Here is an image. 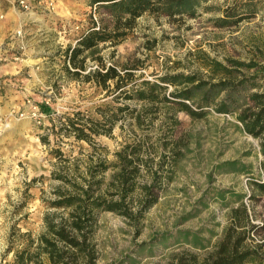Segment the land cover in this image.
<instances>
[{
  "label": "rangeland",
  "instance_id": "obj_1",
  "mask_svg": "<svg viewBox=\"0 0 264 264\" xmlns=\"http://www.w3.org/2000/svg\"><path fill=\"white\" fill-rule=\"evenodd\" d=\"M19 1L28 9L21 8ZM89 1L0 0V264L10 259L2 262L1 258L10 226L20 232L41 229L48 210L42 198L50 200L56 185L47 180L56 161L52 150L60 149L71 158L80 156L79 152L90 153L84 142L54 137L51 129L56 116L76 111L96 116L97 106L108 100L104 92L73 81L63 71L62 52L75 46L89 17L96 23L105 19L102 11L95 13ZM254 1L257 14L221 28L215 27L214 20L241 0H203L194 18L145 14L123 43L114 48L100 45L98 55L107 64L137 66L134 77L151 82L179 72L195 73L203 80L219 78L220 70L213 72L214 62L232 69L235 65L227 60L263 64L264 0ZM86 68L95 69L96 64L88 59ZM255 71L241 69L244 76ZM172 90L168 85L167 93ZM239 97L241 104L244 94ZM41 107L49 112H42ZM205 110L200 119L177 113L175 129L163 122L162 113L153 115L152 125L145 124L140 130L131 120L122 119L109 136L95 138L108 151V160L141 132H149L151 142L154 134L160 133L161 137L180 139L188 147V151L179 147L181 156L173 166L171 180L163 184L158 202L145 214L139 234L116 215L98 216L94 233L101 253L98 264L125 257L134 258L137 264H167L166 256L172 251L201 253L189 244L193 238L200 240L198 245L211 246L227 223L230 207L237 205L235 196L248 193L251 179L264 177L258 140L242 131L235 114H218L211 107ZM45 136L48 144L41 141ZM28 185L31 187L26 190ZM220 192L225 195L224 202L219 200ZM243 202L249 203L244 196ZM254 208L257 218L253 224L258 225L264 197L254 202Z\"/></svg>",
  "mask_w": 264,
  "mask_h": 264
},
{
  "label": "trees",
  "instance_id": "obj_2",
  "mask_svg": "<svg viewBox=\"0 0 264 264\" xmlns=\"http://www.w3.org/2000/svg\"><path fill=\"white\" fill-rule=\"evenodd\" d=\"M202 1H89L95 13L102 11L105 19L96 23L89 17L75 46L62 52L63 71L73 81H82L104 92L108 100L97 106L96 116L76 111L56 116V122L53 120L51 132L55 138L62 135L84 142L90 153L79 152L80 156L71 158L60 149L52 150L56 161L47 180L56 185L50 200L42 198L48 210L43 215L41 229L37 233L20 232L15 225L10 226L1 255L2 262L10 259L3 264H98L101 253L94 233L102 213L120 217L136 234L140 233L145 214L158 202L163 184L171 180L173 166L181 156L179 147L185 151L188 147L180 139L171 135L161 137L160 133L154 134L151 142L149 132H141L108 160V151L95 138L109 136L119 120H131L140 130L145 124L152 125L153 115L162 113L163 122L175 129L179 125L177 113L200 119L205 116V109L211 107L218 114H235L242 131L258 140V153L264 159V63L227 60L235 65L236 69H232L214 62L213 72L220 70L219 78L210 76L203 80L195 73L179 72L151 82L141 76L134 77L137 66H129L127 62L107 64L98 55L100 45L114 48L123 43L143 15L194 18ZM256 6L254 0H241L236 8L225 9L214 25L227 27L253 17L258 13ZM88 59L96 64L95 69L86 68ZM241 69L256 71L244 76ZM168 85L173 88L169 93ZM241 93L243 102L238 104ZM41 111L46 113L49 109L41 107ZM41 141L49 143L46 136ZM218 196L224 202L225 195L220 192ZM243 196L248 204L243 202ZM263 197L264 177L251 179L248 193L235 196L237 205L230 207L227 223L215 242L211 246L198 245L196 242L200 240L193 238L189 244L202 252H169L167 264H264V236H260L264 232V212L261 223L253 224L257 218L254 202ZM136 261L125 257L108 264H137Z\"/></svg>",
  "mask_w": 264,
  "mask_h": 264
},
{
  "label": "built area",
  "instance_id": "obj_3",
  "mask_svg": "<svg viewBox=\"0 0 264 264\" xmlns=\"http://www.w3.org/2000/svg\"><path fill=\"white\" fill-rule=\"evenodd\" d=\"M18 4L20 5V7L21 8H23V9H28V6H27V4H25V2L24 1H19L18 2ZM40 116V115H39ZM39 118L37 117V120H38Z\"/></svg>",
  "mask_w": 264,
  "mask_h": 264
}]
</instances>
